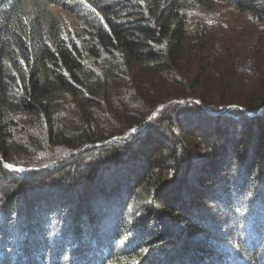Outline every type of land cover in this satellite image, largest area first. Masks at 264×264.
I'll list each match as a JSON object with an SVG mask.
<instances>
[{"label":"trees","instance_id":"trees-1","mask_svg":"<svg viewBox=\"0 0 264 264\" xmlns=\"http://www.w3.org/2000/svg\"><path fill=\"white\" fill-rule=\"evenodd\" d=\"M0 264H264V0H0Z\"/></svg>","mask_w":264,"mask_h":264},{"label":"rangeland","instance_id":"rangeland-1","mask_svg":"<svg viewBox=\"0 0 264 264\" xmlns=\"http://www.w3.org/2000/svg\"><path fill=\"white\" fill-rule=\"evenodd\" d=\"M47 9L51 15L56 16L61 21L63 35L66 37L67 41L80 42L85 38L86 29L88 28L86 21L84 22L81 18L76 16L75 13L70 12L64 8L58 7L56 5H50L47 7ZM205 14H206L205 18L202 20L204 26H206V24L208 25V22L210 26H215V25L220 26L218 28H220V30L221 31L223 30V31L219 34L225 33L227 37L233 41L240 40V41L246 42V41L251 40L250 42H246L250 44L257 40V36L255 32L256 31L255 25L252 23L251 18L247 14L238 12L233 7L224 5V4L218 5L215 11L205 12ZM191 100H193L196 103L201 104V101L198 98H193V99L192 98H188V99L172 98L171 100H168L164 103H157L156 109L154 110V112H156L161 107H162L161 108L162 110L165 106L171 103L185 104ZM206 108L208 107H205L204 109ZM206 111L208 110L206 109ZM154 112L152 113V115L154 114ZM216 114L224 115L225 117H228L234 121L243 119L245 118L244 116L251 118V119L254 116L253 113L245 110L244 107L239 106L234 103L229 104L228 106H226V108L223 111L216 112ZM152 115H151V118H149V120L156 117L158 114L154 117H152ZM246 121H249V120H246ZM249 125L251 124H247L244 127L248 128ZM144 126H145V123L141 126H134L127 134L114 137L113 139L120 138V137H126L130 133H136V132L138 133ZM7 165H11V164H7ZM12 166L13 167L11 169L10 168L8 169L19 173L21 176L28 174L29 171H33V170L41 171L43 169V168H36V169L35 168H25V167L16 166V165H12ZM17 167L21 168V171H16L15 168Z\"/></svg>","mask_w":264,"mask_h":264},{"label":"water","instance_id":"water-1","mask_svg":"<svg viewBox=\"0 0 264 264\" xmlns=\"http://www.w3.org/2000/svg\"><path fill=\"white\" fill-rule=\"evenodd\" d=\"M162 108V107H161ZM161 108H159L156 112H154V114L152 115V117H154V116H156L157 114H158V112L161 110ZM208 111H209V113H211V114H216V112H214V111H212L211 109H208V108H206ZM151 118V117H150Z\"/></svg>","mask_w":264,"mask_h":264},{"label":"snow or ice","instance_id":"snow-or-ice-1","mask_svg":"<svg viewBox=\"0 0 264 264\" xmlns=\"http://www.w3.org/2000/svg\"><path fill=\"white\" fill-rule=\"evenodd\" d=\"M81 2H83V0H81ZM6 167L11 169L13 166L12 165H7ZM15 170L16 171H21V169H15Z\"/></svg>","mask_w":264,"mask_h":264},{"label":"built area","instance_id":"built-area-1","mask_svg":"<svg viewBox=\"0 0 264 264\" xmlns=\"http://www.w3.org/2000/svg\"><path fill=\"white\" fill-rule=\"evenodd\" d=\"M15 169H21V168L17 167V168H15Z\"/></svg>","mask_w":264,"mask_h":264}]
</instances>
